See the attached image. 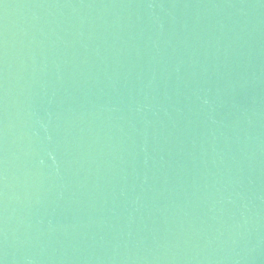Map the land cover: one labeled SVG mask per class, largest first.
<instances>
[{"label":"water","instance_id":"1","mask_svg":"<svg viewBox=\"0 0 264 264\" xmlns=\"http://www.w3.org/2000/svg\"><path fill=\"white\" fill-rule=\"evenodd\" d=\"M0 264H264V0H0Z\"/></svg>","mask_w":264,"mask_h":264}]
</instances>
